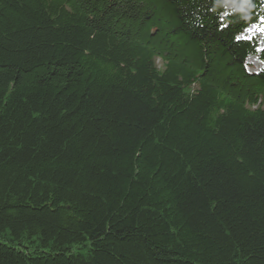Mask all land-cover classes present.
Listing matches in <instances>:
<instances>
[{"label":"trees","instance_id":"16d2710c","mask_svg":"<svg viewBox=\"0 0 264 264\" xmlns=\"http://www.w3.org/2000/svg\"><path fill=\"white\" fill-rule=\"evenodd\" d=\"M263 21L0 0V264H264Z\"/></svg>","mask_w":264,"mask_h":264},{"label":"rangeland","instance_id":"374dc122","mask_svg":"<svg viewBox=\"0 0 264 264\" xmlns=\"http://www.w3.org/2000/svg\"><path fill=\"white\" fill-rule=\"evenodd\" d=\"M259 28H264V21L260 22L259 24H254L249 26L247 29H245L244 34H243V38L247 37L248 39L254 37L255 35H260L261 37H264V33L258 31ZM255 60V61H254ZM251 63H252V68L251 70L257 68L259 66L258 62L256 61L255 58L251 59Z\"/></svg>","mask_w":264,"mask_h":264},{"label":"snow or ice","instance_id":"6c2138e0","mask_svg":"<svg viewBox=\"0 0 264 264\" xmlns=\"http://www.w3.org/2000/svg\"><path fill=\"white\" fill-rule=\"evenodd\" d=\"M258 31L264 33V28H259ZM241 37H237V39L239 40ZM245 39H248L247 37H245ZM258 51H264V49H257Z\"/></svg>","mask_w":264,"mask_h":264},{"label":"clouds","instance_id":"9594fccd","mask_svg":"<svg viewBox=\"0 0 264 264\" xmlns=\"http://www.w3.org/2000/svg\"><path fill=\"white\" fill-rule=\"evenodd\" d=\"M249 7H251V5H249Z\"/></svg>","mask_w":264,"mask_h":264},{"label":"bare ground","instance_id":"6f19581e","mask_svg":"<svg viewBox=\"0 0 264 264\" xmlns=\"http://www.w3.org/2000/svg\"><path fill=\"white\" fill-rule=\"evenodd\" d=\"M255 61V60H254Z\"/></svg>","mask_w":264,"mask_h":264}]
</instances>
